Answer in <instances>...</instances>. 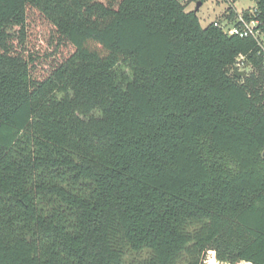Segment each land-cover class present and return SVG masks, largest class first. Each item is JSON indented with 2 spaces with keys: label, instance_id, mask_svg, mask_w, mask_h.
<instances>
[{
  "label": "trees",
  "instance_id": "1",
  "mask_svg": "<svg viewBox=\"0 0 264 264\" xmlns=\"http://www.w3.org/2000/svg\"><path fill=\"white\" fill-rule=\"evenodd\" d=\"M204 1L0 0V264H264L262 59Z\"/></svg>",
  "mask_w": 264,
  "mask_h": 264
},
{
  "label": "rangeland",
  "instance_id": "2",
  "mask_svg": "<svg viewBox=\"0 0 264 264\" xmlns=\"http://www.w3.org/2000/svg\"><path fill=\"white\" fill-rule=\"evenodd\" d=\"M197 3H190L188 11L195 10ZM255 0H236V8L238 11L254 8ZM228 5L223 0H205L197 15L203 28L214 21H219L227 11ZM52 29L39 16L34 19H27V27L24 30L23 41L28 52L31 50H39L41 55L51 54L54 52L53 47L49 45V38ZM70 49L60 47L55 58H61L68 55ZM212 264V263H211Z\"/></svg>",
  "mask_w": 264,
  "mask_h": 264
},
{
  "label": "built area",
  "instance_id": "3",
  "mask_svg": "<svg viewBox=\"0 0 264 264\" xmlns=\"http://www.w3.org/2000/svg\"><path fill=\"white\" fill-rule=\"evenodd\" d=\"M188 2L189 0H179ZM227 3L228 8L225 16L219 21H214L216 27L221 28L225 34L236 36L242 39H253L259 49V56L262 59V67L264 69V22L259 18L257 9L249 8L247 10L238 11L236 8V0H223ZM245 72L246 76L252 71V66L248 64V59L244 55L236 58L231 68V73ZM242 77V78H245ZM215 253H213L212 264L215 263Z\"/></svg>",
  "mask_w": 264,
  "mask_h": 264
},
{
  "label": "water",
  "instance_id": "4",
  "mask_svg": "<svg viewBox=\"0 0 264 264\" xmlns=\"http://www.w3.org/2000/svg\"><path fill=\"white\" fill-rule=\"evenodd\" d=\"M201 6H202V3L201 2L196 5V8H195V13L196 14L200 10ZM245 76H246V73L245 72H238V71L235 72V77L238 78V79H241L242 77H245ZM262 157L264 159V151L262 153Z\"/></svg>",
  "mask_w": 264,
  "mask_h": 264
},
{
  "label": "crops",
  "instance_id": "5",
  "mask_svg": "<svg viewBox=\"0 0 264 264\" xmlns=\"http://www.w3.org/2000/svg\"><path fill=\"white\" fill-rule=\"evenodd\" d=\"M226 13V12H225ZM224 16H225V14H224ZM223 18V17H222Z\"/></svg>",
  "mask_w": 264,
  "mask_h": 264
}]
</instances>
